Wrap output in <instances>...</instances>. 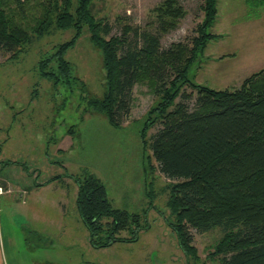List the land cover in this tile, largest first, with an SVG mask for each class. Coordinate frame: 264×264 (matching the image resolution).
<instances>
[{
  "label": "rangeland",
  "instance_id": "1",
  "mask_svg": "<svg viewBox=\"0 0 264 264\" xmlns=\"http://www.w3.org/2000/svg\"><path fill=\"white\" fill-rule=\"evenodd\" d=\"M163 1L96 0L91 11L111 25L109 37H121L124 25L157 35L152 11ZM176 2L184 17L159 37L162 49L189 44L203 19L202 0ZM209 33L218 37L191 67L189 79L194 83L233 90L264 68V0H217ZM72 35L73 30H67L35 37L16 61L0 51V187L11 190L0 196L1 263L186 264L174 234L159 215H168L170 181L141 141L143 116L155 101L152 90L146 85L133 87L129 112L120 117L119 128L109 126L102 114L92 113L87 103L101 98L105 81L101 54L87 32L66 55L74 76L69 85H55L35 68L42 55ZM125 39L131 42L133 34ZM159 128L149 130L146 138ZM6 161L19 166L4 167ZM84 174L101 181L113 208L145 216L149 229L139 233L137 242L104 249L89 245L75 205L77 186L71 181V176ZM57 177L53 184L37 189L36 185L45 186ZM190 232L198 255L191 264H218L207 256L219 231Z\"/></svg>",
  "mask_w": 264,
  "mask_h": 264
},
{
  "label": "trees",
  "instance_id": "2",
  "mask_svg": "<svg viewBox=\"0 0 264 264\" xmlns=\"http://www.w3.org/2000/svg\"><path fill=\"white\" fill-rule=\"evenodd\" d=\"M95 1L0 0V51L16 61L33 38L73 30L67 42L53 46L35 65L41 78L69 85L74 76L66 55L87 32L101 54L105 81L101 98L87 103L92 113L102 114L109 126L119 128L135 85H146L155 95L143 116L141 141L170 181L168 215H159L174 234L186 264L198 259L190 230L219 231L208 250L211 262L264 264V68L233 90H214L189 79L193 64L218 37L209 33L217 0H202L203 19L189 44L174 43L167 49L161 48L159 37L184 17L176 0H164L153 9L157 35L124 25L121 37H109L111 25L92 14ZM130 33L134 39L127 42ZM155 126L160 128L146 138ZM71 178L77 185L79 220L93 249L135 243L139 233L149 229L145 216L113 208L105 186L93 175Z\"/></svg>",
  "mask_w": 264,
  "mask_h": 264
},
{
  "label": "crops",
  "instance_id": "3",
  "mask_svg": "<svg viewBox=\"0 0 264 264\" xmlns=\"http://www.w3.org/2000/svg\"><path fill=\"white\" fill-rule=\"evenodd\" d=\"M7 162V161H6ZM6 162H4V163H6ZM9 162H13V161H9ZM4 163H2V165L4 166ZM14 163H17V162H14ZM18 164V163H17ZM12 166H16V165H12ZM19 166V165H18ZM4 167H10V166H4ZM27 174V173H26ZM28 175V174H27ZM17 176H18V174H17ZM19 177V176H18ZM11 179H8V181L9 182H12L14 179V177H10ZM61 181V180H60ZM71 181H73L74 183H75V181L71 178ZM50 184H53V183H49V184H45V186L44 185H41V186H39L37 189L38 190H41V189H39V188H42V187H46V186H48V185H50ZM76 184V183H75ZM77 186V185H76ZM76 197H77V192H76ZM75 203H76V199H75ZM76 205V204H75ZM0 233H1V231H0ZM1 242H2V244H3V240H2V237H1ZM1 257H2V259H3V254H2V252H1V254H0V264H2L1 263Z\"/></svg>",
  "mask_w": 264,
  "mask_h": 264
},
{
  "label": "built area",
  "instance_id": "4",
  "mask_svg": "<svg viewBox=\"0 0 264 264\" xmlns=\"http://www.w3.org/2000/svg\"><path fill=\"white\" fill-rule=\"evenodd\" d=\"M11 192V190L9 189H3L2 187H0V196L4 195L5 193Z\"/></svg>",
  "mask_w": 264,
  "mask_h": 264
}]
</instances>
